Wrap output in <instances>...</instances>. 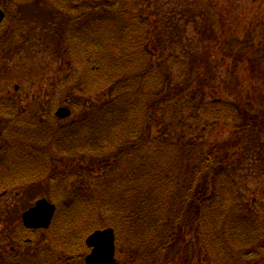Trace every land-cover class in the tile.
<instances>
[{"label": "trees", "instance_id": "1", "mask_svg": "<svg viewBox=\"0 0 264 264\" xmlns=\"http://www.w3.org/2000/svg\"><path fill=\"white\" fill-rule=\"evenodd\" d=\"M53 2L68 15L61 38L65 52L84 62L88 72L83 73V96L70 94L69 109L78 117L69 124L55 127L27 119L18 126L19 99L0 100V119L15 121L9 131L15 142L0 153V190L44 180L42 198L57 206L52 227L38 234L39 241L42 236L47 242L42 256H21L18 264H75V259L85 264L86 238L107 228L116 234L118 264H264V206L258 207L256 196L246 197L255 193L241 183L251 170L255 178H264L263 97L229 101L207 94L214 77L210 52L198 53L201 58L192 61L196 69L170 54L179 69L185 67L172 74L174 66L159 59L157 49L155 54L150 50L157 14L152 12L160 0ZM15 3L0 0L6 13L0 34ZM191 5L211 31V5L201 0ZM256 29L264 30V23ZM9 41L0 37V56L14 48ZM233 50L226 56L235 57L234 67L242 65L248 78L263 87L264 39L248 33ZM70 59L63 57L66 63ZM143 60L147 66L140 71ZM185 70L187 83L171 89L172 79ZM92 96L106 100L94 104ZM25 127L32 139L53 145L59 155L89 156L102 169L89 168L91 177L84 183L77 181L86 173L77 179L53 170L43 150L28 152L32 139ZM210 127L220 132L219 138L208 135Z\"/></svg>", "mask_w": 264, "mask_h": 264}, {"label": "rangeland", "instance_id": "2", "mask_svg": "<svg viewBox=\"0 0 264 264\" xmlns=\"http://www.w3.org/2000/svg\"><path fill=\"white\" fill-rule=\"evenodd\" d=\"M49 1V5H45L34 2L27 3L26 0H16L11 11L10 23L0 34V37L8 36L9 43L14 44L9 56L2 55L3 52L0 56V100L12 97L19 99L20 104L17 107L19 118L16 120L18 126L29 119L36 122L43 120L45 125L59 127L71 123L78 117L76 112H73L65 120H56L55 116L52 117L57 111L58 104L71 107L73 102L70 94L76 91L78 97L83 96V73H87L88 70H86L87 67L84 62L81 63L66 54L65 45L61 38L68 15L63 11L61 12L59 5L55 4L53 0ZM160 1L159 7L157 6L158 8L152 12L153 15L156 12L157 14L154 16L155 25L150 29L154 35V44L150 45V50L155 54V49H157L159 53L157 57L161 60H168V67L174 66L169 68L173 70L172 74L178 75V71H183L185 67L179 69L180 64L174 63L170 54H176L174 58L176 61L186 62L188 66L191 65L196 69L197 62L192 61L201 58L199 54L210 52L214 77L208 81L207 94L229 101H234L236 97L254 99L262 96L264 99V86H259L253 80L254 78H248L242 65L239 66L240 69L235 68L234 63H232L235 57L230 59L226 56V52L231 53L230 56L232 55L235 44L243 42L248 33L251 36L254 34L256 40L264 39V30L256 29L259 24L264 23V2L261 0H201L203 4H209L213 8L212 16L215 26L212 30L210 29L211 31H208L205 20L200 17L198 10L195 11L191 5L193 0ZM219 21L224 24L221 26ZM13 32L17 33L16 38L14 37L15 34L11 36ZM224 55L225 60H222ZM63 57L64 59L66 57L72 58V60L70 59V63H66ZM151 60L153 64L157 62L155 56ZM139 66H141L140 71L144 70L147 66L146 60H143ZM5 70L9 73H5ZM187 71L185 70L182 77L172 79L174 86L171 89L187 83ZM195 73L196 71H193L192 74ZM8 74L9 76H7ZM104 100H106L104 96L100 99L97 96H92L91 103L99 104ZM78 106L81 108L82 103ZM14 126V119L12 122L0 119V129L4 133L0 140V153L3 147H8L15 142L14 135L9 136V131ZM22 130L29 134L28 139L34 137L27 127ZM208 132L212 138L220 137V132L218 130L212 131V127L208 129ZM224 134L227 135L228 130H224ZM185 135L188 136L186 132ZM24 142L26 141L24 140ZM27 145L30 146L27 148L29 153L38 155L39 152L37 153V151L43 150L41 155L47 154L48 159L55 164L56 168L53 170H61L66 174L76 176L77 179L83 178L84 173H86V179L80 178L81 181L78 180L77 183H81L83 180L86 182L91 177L87 174L91 171L89 168L97 165V170L102 169V165L100 167L97 164L98 160H93L89 156L83 158L63 157L58 154L53 145L40 143L38 137L28 141ZM245 173L246 171L241 172V174ZM251 173L252 175L246 177L248 180L244 179L241 183L245 190L252 194L255 193V195L247 194L246 197L252 199L256 196L259 200L258 207L264 206V178H255L253 170ZM36 183L34 182L32 187L27 185L0 190V238L4 237L7 231L9 232L8 222L12 219L18 231L19 228L16 224H18L17 215L19 211L24 212L32 202L35 203L36 200L45 195L44 180L43 182L40 180V183L35 185ZM15 226H12L11 229ZM12 231L14 230L12 229ZM24 237L25 240L22 241L20 248L16 246L13 248L14 251L8 253L11 245H7L6 250H0V258L10 256L13 259V254L16 252L25 258L41 257L40 251H44L47 247V242L45 245L42 236H40L41 241L38 240L39 236L35 234H26ZM57 250H60V247ZM81 252L83 251L81 250ZM86 252L87 250H84V253ZM75 262V264H80L76 259ZM194 264L202 263L196 260Z\"/></svg>", "mask_w": 264, "mask_h": 264}, {"label": "water", "instance_id": "3", "mask_svg": "<svg viewBox=\"0 0 264 264\" xmlns=\"http://www.w3.org/2000/svg\"><path fill=\"white\" fill-rule=\"evenodd\" d=\"M5 19V13L0 10V26ZM71 115L67 108H60L56 112L59 119ZM1 137V132H0ZM56 212V207L47 200L42 199L23 215L24 225L27 229H48ZM87 244L92 249L86 258V264H117L115 259V233L112 229L96 231L87 238Z\"/></svg>", "mask_w": 264, "mask_h": 264}, {"label": "flooded vegetation", "instance_id": "4", "mask_svg": "<svg viewBox=\"0 0 264 264\" xmlns=\"http://www.w3.org/2000/svg\"><path fill=\"white\" fill-rule=\"evenodd\" d=\"M1 151L3 152L4 150L1 149ZM0 198H1V196H0ZM25 211L23 212L20 210L18 215H17L18 224H16V225H18V228H19L18 231L16 230L17 226H15V222L12 221L13 219L8 222L10 229H9V232L8 231L6 232L4 237L2 236L0 238V250H6L7 245H11L9 247L10 251L8 253H10L11 251H14L15 249H13V248L16 246L17 247L19 246L18 248H20L22 241L25 240L24 236L26 234H31V233L34 234V232L37 231V230H28L24 226L23 214L25 213ZM12 226H15L12 228L14 231H12V229H11ZM24 230L26 231V233ZM13 255L16 258V262L18 264L20 262V260H18V258L23 256V255L19 254V252H16ZM12 261L13 260L11 259L10 256L6 257V258H2V259L0 258V264H11Z\"/></svg>", "mask_w": 264, "mask_h": 264}, {"label": "bare ground", "instance_id": "5", "mask_svg": "<svg viewBox=\"0 0 264 264\" xmlns=\"http://www.w3.org/2000/svg\"><path fill=\"white\" fill-rule=\"evenodd\" d=\"M1 190H3V189H1ZM3 193H5V191H3ZM86 240H87V238H86ZM86 240H85V245L83 247L87 249V255L86 256H89L91 254V250H90ZM117 253H118V251L115 250V255H117ZM117 264H118V262H117Z\"/></svg>", "mask_w": 264, "mask_h": 264}]
</instances>
